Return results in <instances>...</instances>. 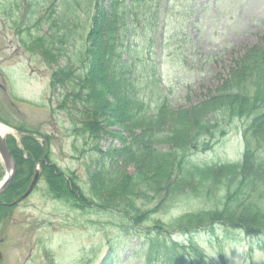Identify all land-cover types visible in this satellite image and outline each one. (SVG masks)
<instances>
[{"label": "trees", "instance_id": "obj_1", "mask_svg": "<svg viewBox=\"0 0 264 264\" xmlns=\"http://www.w3.org/2000/svg\"><path fill=\"white\" fill-rule=\"evenodd\" d=\"M20 1L26 2L18 31L24 51L32 55L40 51L36 56L50 62L52 52L64 50L70 54V65L77 68L70 78L68 71H56L52 89L61 92L57 110L68 114L72 149L84 159L89 188L82 191L76 172H61L45 147L22 160L8 141L17 173L1 198L0 215L15 206L10 203L26 189L38 164L39 179L48 178L52 184L51 198L62 200L71 210L90 214L103 210L109 217L118 216L117 222L124 228L149 225L133 233L146 237L139 252L146 264L152 263V253L163 257L166 241L160 236L165 235L170 237L169 252L181 251L203 262V250L192 245L193 238L209 241V236L202 239L199 235H212L216 226L240 231L251 243L262 242L263 246L264 34L243 48L245 53L235 59L226 77H219L205 110L186 113L168 101L159 81L163 65L158 60L163 51L155 56L144 49L149 33L156 30L153 20L162 14L156 11L158 0H130L129 4L123 0H16L13 4ZM48 3L53 4L50 9L58 7L63 12L53 23L43 21L53 33L31 31L32 21L36 20L38 29L45 20H39L38 15ZM138 39L142 41L133 51L140 68L124 59L130 54V43ZM184 56H171L170 60L183 66ZM105 60L109 62V80L105 73V77L96 75L98 63ZM237 122L244 144L239 163L194 160L205 154L204 147L210 148L232 127L237 128ZM27 137L30 144L38 143ZM110 138L118 145L104 148L102 142ZM134 162L135 169L127 175V166ZM155 198L168 207L202 198L207 210L171 215L164 221L155 216L160 211L152 214L154 209L147 208ZM146 214L152 215L147 218ZM174 232L181 234L180 242L172 241Z\"/></svg>", "mask_w": 264, "mask_h": 264}, {"label": "rangeland", "instance_id": "obj_2", "mask_svg": "<svg viewBox=\"0 0 264 264\" xmlns=\"http://www.w3.org/2000/svg\"><path fill=\"white\" fill-rule=\"evenodd\" d=\"M15 1L0 0V118L10 130L6 138L23 160L25 156L45 147V140H39L34 134L46 137L50 143L49 153L57 167L61 172H76L79 186L86 192L89 187L88 175L84 173L85 165L82 164L84 159L73 152L68 114L57 110L61 92L52 89V77L56 71H68L70 78V72H76L77 68L70 65V54L64 50L52 52L50 62L36 56L42 54L40 51L33 52V55L32 52L24 51L18 31L21 19L25 16L26 2L20 1L14 5ZM123 1L130 3V0ZM180 1H160L162 7L168 4L174 24L169 21L173 25H169L166 30L161 28L163 34L157 41L151 35L148 36L146 47L156 54L163 51L158 61L163 65L159 81L164 93L174 107L190 113L192 109L205 110L208 106L205 102L214 95L219 77L228 75L230 67L237 61L235 59H240L245 53L244 47L258 41V33L264 30V0H194L189 6L182 5L183 11H178ZM17 6L18 10L15 9ZM50 7L53 4L48 3L38 15L39 20L45 19L38 29L34 26L36 20L32 21L31 31L40 30L49 35L53 33L48 31L43 21L53 23L59 19L62 11L58 7ZM184 11L188 13L186 18ZM140 40L137 43L132 41L129 56H124V59L139 68L140 63H136L138 57L133 49L138 48ZM95 45L99 46L98 43ZM171 56H184L187 64L175 66L170 60ZM108 64L106 60L99 62L96 75L105 77L106 74V79L110 78ZM22 127L33 130L37 144H30L29 138L16 130H22ZM204 127H207L205 122ZM239 127L240 123L237 128L232 127L220 142L212 143L210 148L204 147L205 154H200L194 160L239 163L244 150ZM113 130L119 129L110 131ZM110 144L117 146L118 142L112 138L102 142L104 148ZM135 163L127 166V175L135 169ZM49 184L52 186L50 179L41 177L28 198L1 213L0 264H146L143 253L139 254L146 237H138L133 233L149 225H132V228L127 225V231L122 224H118V216L109 217L103 210H95L92 214L71 210L70 205L62 200L51 198ZM108 197L107 194L105 198ZM186 201L187 204L176 203L168 207L158 204L155 198L147 204V208L154 209L152 214L160 211L161 214L156 213L155 216L164 221H168L171 215H192V212L207 210L202 198ZM190 207L194 209L189 210ZM152 214H146V217ZM174 233L172 237L179 240V234ZM201 235L202 239L207 236L211 238L210 243L199 242L208 256L203 262L189 254H180L181 251L169 252L170 244L167 241L170 237L165 235L160 236L166 241L163 257L152 253L153 261L149 264H264V247L251 248L250 242H240L239 237L232 238L234 241L231 242L232 235L222 228H216L213 235Z\"/></svg>", "mask_w": 264, "mask_h": 264}, {"label": "water", "instance_id": "obj_3", "mask_svg": "<svg viewBox=\"0 0 264 264\" xmlns=\"http://www.w3.org/2000/svg\"><path fill=\"white\" fill-rule=\"evenodd\" d=\"M0 157H1V159L5 165V171H6V177L0 186V196H1L2 193L9 186V184H10V182L13 179V176L15 174V166L13 164V161H12L8 151H7L5 143H4L1 136H0ZM11 165H12V167H10ZM36 179H37V175H35L34 180L32 181L28 190L22 196L19 197V200L25 198L29 194V192L32 190L33 186L35 185Z\"/></svg>", "mask_w": 264, "mask_h": 264}, {"label": "bare ground", "instance_id": "obj_4", "mask_svg": "<svg viewBox=\"0 0 264 264\" xmlns=\"http://www.w3.org/2000/svg\"><path fill=\"white\" fill-rule=\"evenodd\" d=\"M0 128H2L1 126H0ZM0 131H1V129H0ZM7 131H8V129H6V128H3V131H2V133H7Z\"/></svg>", "mask_w": 264, "mask_h": 264}]
</instances>
